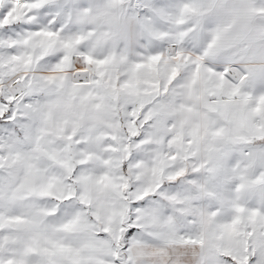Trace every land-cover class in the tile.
<instances>
[{
  "label": "snow or ice",
  "instance_id": "6c2138e0",
  "mask_svg": "<svg viewBox=\"0 0 264 264\" xmlns=\"http://www.w3.org/2000/svg\"><path fill=\"white\" fill-rule=\"evenodd\" d=\"M0 264H264V0H0Z\"/></svg>",
  "mask_w": 264,
  "mask_h": 264
}]
</instances>
